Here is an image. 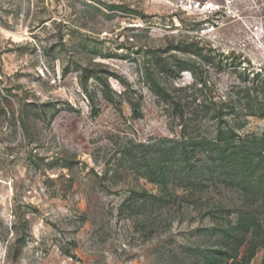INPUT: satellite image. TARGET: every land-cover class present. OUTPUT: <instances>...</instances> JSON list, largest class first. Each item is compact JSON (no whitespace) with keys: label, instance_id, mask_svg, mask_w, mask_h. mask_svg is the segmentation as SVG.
Segmentation results:
<instances>
[{"label":"rangeland","instance_id":"rangeland-1","mask_svg":"<svg viewBox=\"0 0 264 264\" xmlns=\"http://www.w3.org/2000/svg\"><path fill=\"white\" fill-rule=\"evenodd\" d=\"M230 1L0 0V264H264V0Z\"/></svg>","mask_w":264,"mask_h":264},{"label":"trees","instance_id":"trees-1","mask_svg":"<svg viewBox=\"0 0 264 264\" xmlns=\"http://www.w3.org/2000/svg\"><path fill=\"white\" fill-rule=\"evenodd\" d=\"M250 113L248 115L257 116L254 108L250 109ZM259 117H264V113L260 114ZM236 134L233 128H230L228 132L219 130L217 136L213 139H204L201 142L194 141V139H189V143H184L182 145L177 144L175 146H169L166 149L161 150V165L159 175L154 173L155 178H158L157 181L166 187L168 182L172 179L173 172L171 170L172 165L181 164L183 168H181V173H185L191 177L193 169L196 167V157L197 153L194 152L197 148H204L205 152H209L210 156L208 158L207 163L211 162L212 165L215 162L221 164V166L226 167L231 163L236 162L237 159L241 158L240 155L243 152V148L245 147L244 141L238 137V141H236ZM190 148H193L191 150ZM231 150V153L229 152ZM245 158V157H243ZM249 156L246 157V161H249ZM195 161V162H194ZM244 161V159H243ZM210 170L209 168L205 169ZM189 177V181L191 182ZM157 195H151L146 197L144 193H133L130 199L141 200L144 202V205H149L152 203V199H156Z\"/></svg>","mask_w":264,"mask_h":264},{"label":"built area","instance_id":"built-area-1","mask_svg":"<svg viewBox=\"0 0 264 264\" xmlns=\"http://www.w3.org/2000/svg\"><path fill=\"white\" fill-rule=\"evenodd\" d=\"M178 2L180 8L188 15L200 16L208 14L212 16L215 14L221 15V13L223 14L224 12H228L229 14L233 12L232 6H230L232 3L230 0H225L227 5L212 0H178ZM210 23L206 22L204 24V28L200 30L202 35L206 34L207 30L208 32H213L216 29V24Z\"/></svg>","mask_w":264,"mask_h":264}]
</instances>
